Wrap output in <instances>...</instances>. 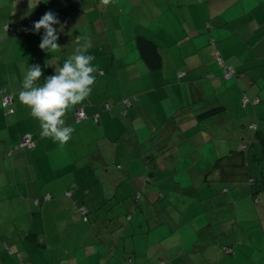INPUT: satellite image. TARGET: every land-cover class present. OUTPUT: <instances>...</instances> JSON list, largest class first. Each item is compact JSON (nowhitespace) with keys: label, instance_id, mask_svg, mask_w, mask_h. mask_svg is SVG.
I'll use <instances>...</instances> for the list:
<instances>
[{"label":"crops","instance_id":"1","mask_svg":"<svg viewBox=\"0 0 264 264\" xmlns=\"http://www.w3.org/2000/svg\"><path fill=\"white\" fill-rule=\"evenodd\" d=\"M34 3L0 0V170L11 187L0 264H264V0ZM49 11L59 21L51 52L33 30ZM84 45L98 70L62 117L73 131L60 143L41 135L19 93L29 65L41 66V85ZM218 59L235 75L224 78ZM24 135L32 144L16 147ZM249 207L256 223H239Z\"/></svg>","mask_w":264,"mask_h":264},{"label":"clouds","instance_id":"2","mask_svg":"<svg viewBox=\"0 0 264 264\" xmlns=\"http://www.w3.org/2000/svg\"><path fill=\"white\" fill-rule=\"evenodd\" d=\"M38 2L35 0L33 7ZM108 3V0H104ZM59 24L56 15L46 12L38 21L34 22L33 30L44 34L39 48L47 52L59 50L57 43V29L53 25ZM87 45L83 50L78 49L69 56L53 75L47 76L43 84L37 85L42 76L40 65H29L24 73L23 90L19 93V100L31 110V115L40 121L41 135L51 137L54 141L65 143L71 138L73 128L65 127L62 117L66 110L81 104L92 92L95 73L98 65L93 64L95 57L87 52Z\"/></svg>","mask_w":264,"mask_h":264},{"label":"rangeland","instance_id":"3","mask_svg":"<svg viewBox=\"0 0 264 264\" xmlns=\"http://www.w3.org/2000/svg\"><path fill=\"white\" fill-rule=\"evenodd\" d=\"M6 130H5V127L4 126H0V161H1V158H3L4 156H6V153L3 152V143H2V140L5 139V143L7 142V136H6ZM184 173H186L185 169H181ZM180 169H175V171H172L173 174H175L176 176H179V178L181 177L180 176V172H181ZM239 172H242V170H240ZM170 177H173V176H170ZM176 178V177H174ZM173 178V180L175 181V179ZM242 177H240L241 179ZM246 178V177H245ZM9 180V176H8V173H7V169L4 168V169H1L0 170V213H3L5 209V206L7 205L8 201L4 199V201L2 200V198L6 197L8 195L9 192H11V187H10V184L8 182ZM172 178H170V191H172V185L173 184V181H171ZM227 185V184H226ZM177 186V185H175ZM229 186V185H227ZM230 187V186H229ZM184 199V198H183ZM178 201V200H177ZM183 202V203H182ZM192 202H196V204H198V200L196 199H193ZM191 202V203H192ZM179 203V205H176L178 208H181V206L183 204H186L188 203V201H181V202H177ZM189 204V203H188ZM180 206V207H179ZM239 208H242L240 206H248L247 204L245 203H242V198L240 196V200H239V204H238ZM244 209H246V207H244ZM251 210L252 208H248L247 210V214H245V216H239V223H243L244 225H249V223H251L252 225L256 223V221L254 220L253 218V214L251 213ZM0 215V224L2 221L6 222V219L7 217L4 215L2 216ZM3 235L0 234V238L2 237ZM2 240L0 239V242ZM1 244V243H0ZM256 245H260V244H257ZM254 255H258V251L257 252H254Z\"/></svg>","mask_w":264,"mask_h":264},{"label":"built area","instance_id":"4","mask_svg":"<svg viewBox=\"0 0 264 264\" xmlns=\"http://www.w3.org/2000/svg\"><path fill=\"white\" fill-rule=\"evenodd\" d=\"M33 23V20H28L26 22V24L24 25L25 31L28 32L29 31V27L30 25ZM6 29H9V25H5ZM219 64L222 65L224 67L223 70V77L228 78L231 75L234 74L233 69H231V67L225 66L223 65L222 61L220 59H218ZM136 97H132V98H124L122 99V102L124 103V105L129 106L131 104L132 99H135ZM13 100V97L11 94H4L1 97V103L2 106L5 107L7 105H9ZM242 103L244 104L245 102L249 101V98L246 95H243L241 98ZM254 102L258 101V98H255L253 100ZM112 106L111 102H105L103 104V107L105 109H109ZM74 115L77 121H80L82 119H84L86 117V113L84 111V109L82 107H77L74 111ZM97 119V115H95V120ZM32 144V139L29 135H24L20 138L19 142L17 143L16 147H25ZM68 195L70 194L69 192L67 193ZM49 195H45V198H48ZM84 210V209H83Z\"/></svg>","mask_w":264,"mask_h":264},{"label":"trees","instance_id":"5","mask_svg":"<svg viewBox=\"0 0 264 264\" xmlns=\"http://www.w3.org/2000/svg\"><path fill=\"white\" fill-rule=\"evenodd\" d=\"M26 24V23H25ZM24 31H25V28H24ZM26 32V31H25ZM147 44H151L149 47L152 49V53H153V51L156 53V48H155V45L152 43V42H150V41H148V40H146L145 38H142L141 37V39H140V47H141V49H142V51H144L145 50V45H147ZM148 47V48H149ZM158 56V55H157ZM221 60V59H220ZM222 61V60H221ZM223 63V62H222ZM223 65H225V66H227L226 64H224L223 63ZM229 67V66H228ZM224 68V67H223ZM232 69V68H231ZM234 71V70H233ZM235 75V71H234V74L233 75H231L230 77H232V76H234ZM222 76H223V72H222ZM230 77H228V78H230ZM225 78V77H224ZM5 94H11V93H5ZM4 95V94H3ZM12 95V94H11ZM248 97V96H247ZM249 98V97H248ZM255 98H258V97H254V98H252V99H249L251 102H253V103H257V102H259L260 101V99L258 98V101L257 102H254L253 100L255 99ZM134 100L132 99V101H131V103L133 102ZM124 104V103H123ZM8 106V105H7ZM7 106H5V107H7ZM126 106V105H125ZM104 108V107H103ZM105 109V108H104ZM221 109V106H214V107H212V108H208V109H206V110H204V111H202L200 114H199V116H204V117H207V116H211V115H214V114H216L217 112H219V110ZM75 116V115H74ZM97 117H98V114H97ZM76 119V118H75ZM81 121V120H80ZM97 121V120H96ZM249 127L250 128H252V129H256V124L255 123H251L250 125H249ZM255 199V201H258V199L257 198H254ZM81 213H82V215H87L88 214V211H87V209H82L81 210ZM127 217L128 218H130V215H127ZM6 249L7 250H9V248L8 247H6ZM221 249H222V251H223V253H225V254H227V255H233L234 253H235V248H234V245L233 244H230V243H227V244H221Z\"/></svg>","mask_w":264,"mask_h":264}]
</instances>
